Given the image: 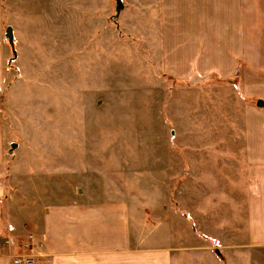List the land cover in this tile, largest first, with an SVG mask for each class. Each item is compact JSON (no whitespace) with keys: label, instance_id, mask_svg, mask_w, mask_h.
<instances>
[{"label":"rangeland","instance_id":"rangeland-1","mask_svg":"<svg viewBox=\"0 0 264 264\" xmlns=\"http://www.w3.org/2000/svg\"><path fill=\"white\" fill-rule=\"evenodd\" d=\"M35 1L27 2L25 10L4 3L0 12V38L6 45L0 68V183L7 193L16 189L7 182L11 163L21 158L29 136H37L19 131L31 127L64 128L60 168L67 188L129 192L148 209L151 202L167 205L168 191L182 187L184 171L206 175L205 184L220 185L217 180L224 175L228 185L237 179L238 190L245 188L240 164V173L233 168L230 179V167L213 159L219 151L215 142L262 140L264 107L234 84L239 61L235 74H226L231 62L224 49L232 48L231 19L237 26L243 22L241 5L223 7L227 12L220 17L222 7L207 0L191 7H205L200 17V12L191 15L189 8L176 7L183 15L175 18L169 7L158 6L153 7L156 21L147 22L150 7L142 14L134 0H120V5L104 0L109 11L94 20L85 6H70L69 0L60 5ZM76 10L88 22L78 15L72 20ZM22 11L31 15L27 21ZM34 16L44 21L34 22ZM7 24L15 31L12 42L3 37ZM178 24L186 27L184 38L173 36L171 29L180 31L176 35L182 31ZM224 24L229 27L225 48L219 45ZM74 33L78 37L70 38ZM76 128L83 130L70 133ZM12 142L18 144L13 149ZM205 233L207 264L210 257L220 261L215 249L222 248L221 242Z\"/></svg>","mask_w":264,"mask_h":264},{"label":"crops","instance_id":"crops-1","mask_svg":"<svg viewBox=\"0 0 264 264\" xmlns=\"http://www.w3.org/2000/svg\"><path fill=\"white\" fill-rule=\"evenodd\" d=\"M30 1L32 4L36 2L0 0V12L4 3L8 7L17 6L22 7L19 10H25L24 6ZM63 2L57 0L56 5ZM68 2L70 6H85L87 16L93 20L95 16L104 17L109 11L104 0ZM207 3V0H134V4L141 7L142 14L145 10L148 13L147 8L150 7V15L145 19L147 22L156 21L153 7H169L168 14L172 18L183 15L179 8L175 11L176 7H187L191 15L200 12L197 14L200 17L205 7L198 10L191 7ZM214 4L222 7L220 17L221 11L227 12L223 7L241 5L239 20L243 21H238L237 26L231 19L232 48L228 52L224 49L231 66L226 69L220 64L221 71L226 69L227 76L234 75L239 61L238 82L234 84L241 87L243 93L264 101V0H214ZM22 13L19 14L22 21L31 16L24 11ZM75 13L72 20L78 15L81 21L88 22L89 19H82L83 13L78 10ZM31 20L44 21L35 16ZM259 20L261 23L256 24ZM178 26L182 31L176 35L174 32L180 31L171 29L173 36H187L186 27ZM7 27H11L12 38L15 39L12 24H7L3 35L5 42H9ZM23 30L26 31V27ZM228 30V25L224 24L219 33L220 39L223 38L219 45L224 48ZM59 35L64 37L61 31ZM73 36L78 37V34L69 37ZM5 48L0 38V68ZM221 58L222 55L219 60ZM27 130L22 129L19 134L37 136L30 135L28 143L23 144V165H19L21 158L10 165L12 174L7 182L16 189L7 193L0 183V264H12V255L30 237L42 243L43 251L35 264H207V256H210L205 249L208 240L202 237L201 232L215 237L222 245L220 250L215 249L220 261L210 257L211 264H224L222 257L226 264H264V126L259 131L262 135L259 139L262 140L257 143L245 144L240 140L225 144L215 142L214 145L219 151L216 150L217 155L213 159L219 165L230 167V179L233 168L238 174L239 164L242 166L241 172L247 178H244V189L238 190L239 185H235L237 179L231 181L233 185H228L224 175L217 180L220 185H209L205 184L209 180L206 175L184 171L182 187L168 191L167 205L157 206L151 202L149 209L139 205L136 196L129 192L65 187L61 179L62 153L59 147L64 128L31 127ZM81 130L72 129L70 133L80 134ZM90 132L95 133L93 130ZM240 149L244 150L241 156L238 154ZM237 154L239 156L234 157ZM22 166V173L14 174L15 169Z\"/></svg>","mask_w":264,"mask_h":264},{"label":"built area","instance_id":"built-area-1","mask_svg":"<svg viewBox=\"0 0 264 264\" xmlns=\"http://www.w3.org/2000/svg\"><path fill=\"white\" fill-rule=\"evenodd\" d=\"M42 243L30 237L20 244L19 251L11 257L12 264H35L42 254Z\"/></svg>","mask_w":264,"mask_h":264},{"label":"water","instance_id":"water-1","mask_svg":"<svg viewBox=\"0 0 264 264\" xmlns=\"http://www.w3.org/2000/svg\"><path fill=\"white\" fill-rule=\"evenodd\" d=\"M117 4L120 5V0H116ZM7 37L9 42H12V29L11 27H7ZM257 106L264 107V101L262 99H258L256 102ZM17 146L16 143L12 142L10 147L11 149L15 148Z\"/></svg>","mask_w":264,"mask_h":264}]
</instances>
